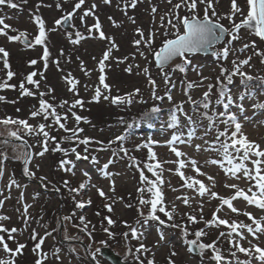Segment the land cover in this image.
<instances>
[{
  "label": "rangeland",
  "instance_id": "rangeland-1",
  "mask_svg": "<svg viewBox=\"0 0 264 264\" xmlns=\"http://www.w3.org/2000/svg\"><path fill=\"white\" fill-rule=\"evenodd\" d=\"M151 0H142L137 5L135 10L128 9V16H133L136 19V24H132L127 17L124 16L123 12L116 7L118 2L121 0H113L111 5H103L101 0H85V5L81 10H77L76 15L71 19L67 26H57L55 21L60 19L67 12L71 11L74 7V3L77 0H43V4L51 5V7L41 6L37 10V5L41 3V0H27V3H23V0H14V2L20 5L17 9H11L9 7L0 6V17L5 18V22L12 26L13 29H18L19 31H25L28 34V39L31 41L34 39L38 32L36 25L33 22V15H41L46 22V28L49 29L48 39L46 41L51 56L49 58L48 67L45 70L44 62L41 60L43 54V46H35L33 48H26L21 42H10L6 37L0 36V47L5 48L9 53L8 62L10 64L11 70L16 73L10 84H14L17 87L15 89L7 88L0 89V95L4 96L5 101H0V119L11 117L13 119H24L30 124L36 125L38 123H43L42 118H32L30 113L39 107V96L27 97L20 95L19 84L20 82L31 72L36 71L37 73H43V78L39 75L34 77V79L40 80L39 92L47 93L49 89L53 92L44 97L49 103L58 106L62 101L67 100L71 104L74 99H82L85 101L84 108L81 109L77 107L74 111L77 115L86 117L90 123H85L81 121L79 127L83 128V133H81V138L91 137L94 141H102L105 147V151H96L100 145L93 143L89 145V152L86 153L91 156H96L99 160V164H93L91 159L88 161H75V156L70 155L68 158L75 162V172L76 175L72 176L70 173H65L58 169L59 161L64 158L62 153L51 152L47 153L43 158H35L32 161L30 167L36 172V176L47 177L48 187L44 188L42 183L36 178H29L23 174V161L17 160L14 157L22 153L24 148L21 147L22 141H17L15 138L8 137V129L3 125H0V151L7 153V159L4 160L5 172L3 177H0V190L3 191V195H0V199H4L6 196H10L9 199L5 201L3 208H0V215H5L10 217V220L0 221L5 227L11 229L16 227L21 229V233L14 234L16 236V241L26 245L23 250L22 255H18L15 258L16 264H35L38 258L32 249L36 243L31 239L32 230L35 229L39 236H44L45 232H51L52 235L45 238V242L42 245V250L47 253L48 259L45 264H111L102 255L101 251L107 248L109 251L113 252L118 259L123 264H139L138 261L134 259V253L136 247H138L139 242L132 239L130 236L126 240L123 236L124 232L129 231L125 226L124 222L127 221L128 224L139 227L136 225V221L140 219L137 208L139 206V194L137 193V188L141 187L140 183V172L135 167H129V159L125 157L124 159H117L116 162L109 167V171L113 173H119V175L114 176L115 180V192L111 191V182L108 178H105L100 171V168L106 163L111 157L113 151H119L120 142H115L111 145L108 144L110 140L114 141L116 136L126 135V140L123 142L124 147L129 150V156L135 157L139 162L141 168H144V164L148 161V150L142 148L136 150V145L144 143L149 137L153 140L159 141V144L153 145V151L157 154L159 161H176L178 158L170 152L169 148L164 145V142L170 138L174 129L165 128L161 131V122L167 121V109L173 107L167 99L163 101L153 100L150 95V87L147 84V78L142 74L143 67L147 66L150 69V73L157 80L159 88L157 90V95H165L166 86L161 78V73L157 69L153 57L146 49H142L146 52L147 60L143 57L137 55V49L133 44L134 39L138 38L135 28L137 26L144 29L147 34L153 30H159V17L167 12L171 7L166 0H161L160 3L154 4L150 2ZM97 3L99 7L96 10V16L99 17L100 23L102 25V30L107 36H111L115 39V42L119 46V50L113 51L114 58L123 59L128 56L129 59L123 63L117 65L115 59H113L110 64L111 66L106 68V76L108 83L112 92L111 95H124L128 92L134 91L135 88L141 90V97L145 103L134 102L130 106H114L108 101L101 100L97 102H92V96L94 95V89L99 84V68L98 61L102 58L103 52L108 47V42L106 40L96 39H85L82 40L80 44L73 45L69 36L71 35L75 38V32L80 31L85 36H87V27H90L95 19L92 16L86 18L85 22L82 24L79 17L83 14V10L91 6L92 3ZM241 6H244V0H239ZM61 3L62 9H57L56 4ZM123 5L121 4V7ZM156 6L158 12L156 13L155 21H153L151 15V7ZM230 7V0H219L216 5L217 11L223 15L228 12ZM246 11V8H245ZM181 12L180 14H184ZM202 14V13H201ZM111 16L120 27H113L112 23L109 21L108 17ZM226 26L228 25L227 20H222ZM55 29V31H51ZM18 32L9 31V35H17ZM241 39L234 41L232 47L239 49L244 43H249L251 41H256L257 47L264 51V42H261L256 36L251 35L247 30H241ZM98 36V34H97ZM162 36H158L155 40L154 47L158 48L161 44ZM224 46L223 42L215 46L216 49H221ZM61 50L63 55L61 56ZM215 54V53H214ZM191 58V65H186L187 72L180 73L169 71L172 76L175 88L172 90L173 102L181 103L184 102V110L188 112L189 115L193 117L194 121H197L196 128L197 134L192 141V145H177L182 151L187 153L188 157L194 158L198 161V164L202 166V171L214 175L217 180V186L212 189L216 191L221 196H230L233 194V190L224 187L225 182L239 183L240 187L247 189L248 183L241 179L239 181L235 179H227L224 172L215 165H207L205 161L210 159H220L221 157L215 151H204L203 147L201 151L197 152L194 149L195 144H204L205 140L211 142L215 139L216 130L213 129L205 135V129L207 127V121L203 119L199 112L202 109L196 110L193 106L187 102V97L184 95V88L186 87L187 81H194L199 84L201 80V75L208 77L203 84L199 87L193 88L190 91V95L193 100H201L203 98V93L207 91V85H216V78L220 76L221 67H228L231 69V61L236 59H245L247 56H252L250 61V67L245 66L244 71L253 77H264V64H262L261 57L253 54L252 49L245 50L244 52H237L236 54H230L228 60L225 61L218 55H200L198 53L189 54ZM135 56V59L132 57ZM37 60L36 65H30L29 61ZM59 60V68L52 62ZM83 62L84 70L81 69L80 64ZM179 62V58H177ZM140 65V74H137V69L134 67L132 74L126 73L124 68L128 65ZM195 69V70H194ZM85 70L90 72V75H85ZM7 69L3 67V59H0V82L6 79ZM198 72L200 74H198ZM71 73L79 81V93L74 95L68 90V85L64 77ZM236 82L240 80L237 76L235 77ZM238 83V82H237ZM87 85V89H85ZM27 87L35 90L34 86L26 85ZM254 90L256 96L251 99H246L244 101L245 113L248 116V120H244L241 116L240 120L243 124L242 131L247 135L248 139L256 142L264 148V111L255 110L252 105L257 102H264V89H261L259 85H254ZM219 92L218 86L213 88V99L212 103L215 105L216 93ZM237 89L233 88L234 95ZM140 97H137L139 100ZM13 101H15L13 103ZM161 106L164 111L160 114L154 116V124L150 126L140 118L133 120V117H137L142 113L148 112L153 106ZM19 109V111H17ZM57 110L64 114L65 109L57 107ZM216 110H222L220 106H216ZM235 111V107H233ZM130 119V120H129ZM183 119V118H182ZM129 120V122H128ZM124 124L122 125V122ZM128 122V123H127ZM48 123H51L49 121ZM69 128L76 127V122L74 118L69 114V119L67 122ZM12 130H15V126H10ZM223 130V125L219 126ZM188 126L182 124L180 131H183L185 136L187 134ZM21 136L23 140L27 141L31 152L40 151L38 145V137L28 136L23 131H21ZM51 135H54L59 140L62 136L66 135L62 130H52ZM8 139L9 143L4 145L2 141ZM64 148H70L75 145H70L64 143L61 145ZM51 147V145H50ZM16 149L14 152L13 149ZM82 154L84 153V145H79L77 148ZM121 155H123L121 153ZM154 163V162H153ZM39 164L40 168L37 170L35 165ZM178 167L175 163H164L163 168V178L165 184L163 185V192L165 195V203L171 206L172 203L177 205V210L179 213L192 212L193 214L199 216L198 211H194L197 207V201L200 199L198 196L196 200L192 201V208L186 207L179 200H176V196L188 195L192 196L193 192L188 189H181L180 191L173 192L171 188L180 189L183 181L180 176L175 173ZM168 169L172 171L169 172ZM84 171H88L91 175V180L86 191H82L79 195H76V201L81 199L87 200L91 197L92 203L85 209H77L75 207V202L72 199V194H70L67 189L63 187V181L69 180L71 187H78L80 183L87 180V177L83 175ZM182 171L185 172L187 176H196V173L188 165ZM146 176L151 179H155L150 172L144 168ZM15 179L20 188L13 186L10 190L7 187L9 180ZM196 178L203 180L206 184L208 183L204 177ZM170 181V185L168 183ZM95 185V187H92ZM59 187L60 192H56L55 188ZM97 188L102 189L109 197L115 200L114 212L108 213L104 208L106 202L105 199L101 198L97 192ZM21 192L24 193V201L18 202ZM39 193L37 199H33V196ZM147 198V194H145ZM119 198H122V202ZM204 204V219L209 220L212 217V213L215 211L218 200L208 201L205 197ZM23 203L31 204L32 207L29 209V214L32 217L29 226L26 231H23L24 224L21 219V213L23 212ZM235 206L244 210L246 207V202L242 200H237L234 202ZM126 204H131L132 207H125ZM19 209V211H17ZM247 211L252 212L255 216L259 217L264 215V212L256 209L254 206H248ZM145 213H147L148 208H144ZM75 212L71 222L63 221L64 216L72 215ZM99 212L100 215L97 216L96 213ZM85 216L91 223L88 225V230L92 232V237L89 238L87 233L80 230V227H74L73 225H79V216ZM161 218L164 219L163 214H160ZM222 218H226L229 221H243L245 223H250L247 217L244 215H236L230 213L226 208L224 211L219 213ZM105 216H111L113 220L116 221L115 225L109 226L107 221L104 219ZM179 216L176 218V223H181L179 221ZM94 226V229H93ZM193 229L203 228L204 225L197 224L192 226ZM195 227V228H194ZM104 228H109V231L114 233L113 236H109L104 232ZM55 229V231H53ZM66 229V230H65ZM166 241L161 247H156L158 242V235L155 230V226H150L146 232V239L143 242L152 249V252L145 254L141 257L144 260V264H147L148 259L153 258V253L155 254V264H167V256L170 254L172 248L179 254L173 257L175 264H201V258L198 254H189L186 250V246H182L181 232L178 229L165 228ZM209 236L205 242H210L216 239L219 231H226V229L221 226L219 230L212 228L209 229ZM5 239L7 240V234ZM65 236L68 238L66 239ZM189 239L194 237L189 236ZM249 239H252L249 236ZM104 243H101V242ZM9 247L13 250L16 248V242L8 241ZM253 243H260L261 247H264V236L260 238V241L253 240ZM245 247H248L247 242L244 243ZM218 247L222 249L223 254L229 260H233L228 254L229 245L225 239H222L218 244ZM59 249V256L61 259L56 260L53 255L56 250ZM97 249L99 251L97 252ZM131 249V253L129 252ZM95 253V259H93V254ZM241 260L246 259L243 254H238ZM9 255L5 253L2 248H0V259H9ZM204 264H210L208 260L204 261ZM234 264V260H233Z\"/></svg>",
  "mask_w": 264,
  "mask_h": 264
},
{
  "label": "snow or ice",
  "instance_id": "snow-or-ice-1",
  "mask_svg": "<svg viewBox=\"0 0 264 264\" xmlns=\"http://www.w3.org/2000/svg\"><path fill=\"white\" fill-rule=\"evenodd\" d=\"M140 2H142V0H121V2L116 4V7L135 25L136 19L133 16H128V9L135 10ZM23 3H27V0H23ZM101 3L103 5H111L113 0H101ZM167 3L171 5V8L159 17V30H153L146 34L143 28L137 26L135 32L138 38L134 39L133 44L137 49L136 54L143 57L145 60H147V55L142 49H146L147 52L152 55L155 65L161 73L164 84L168 86L165 95H157V90L159 88L157 80L151 75L149 67H143L142 74L147 78L151 98L158 101L167 99L170 104H173V107L167 110L168 120L161 122V131H164L165 128L175 130L172 132L170 138L164 142V145L167 146L170 152L178 159L176 161H159L152 147L153 145L159 144V141L153 140L151 137L144 143L136 145V150L142 148L148 150V161L150 162H146L144 168L155 177V179H151L149 176L145 175L144 168H141L140 162L135 157L129 156V150L123 145V142L127 138L126 135L116 136L114 141L110 140L108 142L109 145L120 142L119 151H113L112 157L100 168L103 176L110 180L111 191L113 193L115 192V180L113 177L119 175V173L109 171V167L114 164L117 159L128 157L130 161L129 167H135L140 172V183L142 186L137 188L140 206L137 208V211L140 219L136 221V225H139V227L130 225L125 221L124 224L129 231L124 232L123 236L126 240L130 236L132 239L139 242L133 254L134 259L138 261L139 264H144V260L141 259L142 256L152 252V249L149 248L143 240L147 238L146 232L148 228L153 225L159 237L156 247H161L166 241L165 228L178 229L181 232L182 246H186V250L189 254H198L201 258V264H204L205 260H208L210 264H233V260L234 264H264V247H261L260 243H253V240L260 241V238L264 236V215L257 217L252 212L246 210L248 206H254L256 209L264 212V148H261L259 144L248 139L247 135L242 131L243 124L240 120L241 116L244 117V120L249 119L248 116L244 115L246 110L244 101L256 96L254 85H259L261 89H264V77H253L244 71L245 66H251L250 61L252 60V56H247L245 59H239L237 57L231 61V69L228 67H221L220 76L216 78V85L211 83L208 84L207 91L203 93V98L201 100H193L190 91L193 88L201 86L205 80H208V77L201 75L199 84L194 81H187L186 87L184 88V95L187 97V102L196 110L202 109L199 115L207 121L205 135L213 129L216 130L215 139L211 142L205 140L204 144L206 147L201 144H195V151H201L202 147L206 152L215 151L221 158L207 160L205 164L218 166L224 172L227 179H235L237 181L243 179L248 183V187L245 189L240 187L239 183L229 184L225 182L224 187L233 190L232 195L225 197L212 190L217 186L216 177L202 171V166L198 164V161L188 157L187 153L177 146L178 144L192 145V141L197 134V121H194L193 117L184 110V102L178 104L173 102L172 90L175 88V84L173 83L169 71H166V69H170L171 72L179 71L180 73H186L188 70L186 65H191L189 54L197 53L208 48L214 49V53L225 61L228 60L230 54L252 49L253 54L261 57L260 62L264 64V51L257 47L256 41L253 40L249 43H244L239 49L232 47L234 41L241 39V30H247L251 35L256 36L261 42H264V0H244V6H241L239 0H230L229 10L223 15H221L216 8L219 0H178L175 4H173V0H167ZM121 4L123 5L122 7ZM5 5L11 9L20 7L14 0H0V6ZM84 5L85 0H77L72 10L67 12L60 19H57L55 24L57 26L67 24L75 17L77 10H81ZM41 6L51 7V5L43 4V0L37 5V10ZM55 6L57 9H62L61 3H57ZM98 7L99 5L97 3H92L89 8L83 10V14L79 17L82 24L89 16L95 19V22L90 27H87V36L80 31L75 32V38L71 35L69 36V40L73 45H78L82 40L89 38H98L108 42L107 49L103 52L102 58L98 61L99 84L94 89L92 102L98 103L102 98L114 106H130L134 102L145 103L141 97V90L139 88H135L134 91L124 95H111L112 88L106 83V68L111 66L110 62L113 59H115V63L119 65L125 63L129 57L125 56L123 59L113 57V51H118L119 46L113 37L107 36L102 30L99 17L95 14ZM182 11L185 12L184 15L180 14ZM157 12L158 8L152 6L151 15L153 21H155ZM32 19L38 29L33 40L30 41L28 39V34L25 31L13 29L11 25L5 22L4 17H0V36L6 37L10 42H21L26 48L43 46L41 60L44 62V68L46 70L51 56L46 43L49 29L46 28V22L41 15L34 14ZM108 19L113 27L121 26L111 16H109ZM222 20H227L228 25L226 26L222 23ZM9 31L18 32V34L9 35ZM51 31H55V29H51ZM158 36H162L163 39L160 46L156 48L154 44ZM221 42H223L224 46L221 49H216L215 46ZM0 54H2L3 58V67L7 69L6 79L0 82V89H15L17 87L16 85L8 83V81H11L16 75V73L11 70L7 59L10 53L5 48L0 47ZM62 55L63 51L61 50V56ZM132 58L135 59V56ZM177 58H179V62H177ZM52 62L59 68V60ZM29 64L36 65L37 60L33 59L29 61ZM80 67L84 70L83 62H81ZM134 67L138 70L137 74H140L141 70L138 64H128L124 68V71L132 74ZM198 74L200 73L198 72ZM37 75L43 78V73L33 71L20 82L19 89L22 97H40L39 107L32 111L30 115L32 118L40 117L44 122L33 125L24 119L7 117L0 119V125L8 129V137L15 138L17 141H22L21 147L24 148V151L17 154L14 158L23 161V174L29 178L38 179L42 183V186L47 188V177H37L36 172L30 167L35 158H43L49 151L53 153H62L64 158L59 161L58 169L75 176V162L68 158L70 155L75 156V161H88L91 159L93 164H99V160L96 156H91L90 158L86 153L89 152V145L93 143L100 145L96 151H105V147L102 141H94L91 137L81 138L80 134L83 133L84 130L79 127L80 122L84 121L85 123H90V121H88L86 117L77 115L74 109L77 107L83 109L85 101L77 98L69 104L67 100H64L58 106L49 103L44 97L51 94L53 90L49 89L47 93L39 92L40 80L34 79ZM85 75H90V72L85 70ZM237 76L240 78L238 84L235 80ZM64 79L68 85V90L74 95H78L79 81L73 77L71 73H68ZM26 85L34 86L35 90ZM217 86L219 87V92L216 93L215 105H213V88ZM234 87L237 89L235 95L233 93ZM85 89H87V85H85ZM137 97H140V99L137 100ZM5 99L4 96L0 95V101H5ZM14 102L15 101H13V103ZM216 106H220L222 110L217 111ZM57 107L61 109L66 108V112L61 114L57 110ZM233 107H235V111ZM252 107L255 110L264 111V102L254 103ZM17 111H19V109H17ZM162 111L164 110L161 106H153L146 116L151 118L153 114H160ZM69 114L76 122L77 126L74 128H69L67 126ZM49 121H51V123H48ZM182 124L188 126L186 136L183 131H180ZM220 125H223V130L220 129ZM10 126H15V130H12ZM52 130H62L66 135L58 140L56 136L51 135ZM21 131L28 136H36L39 138L38 145L40 151L31 152L29 150L31 146L27 144V141L23 140L20 134ZM2 143L7 145L9 140L4 139ZM64 143L75 146L64 148L61 146ZM79 145H84L85 154L77 150ZM13 151L15 152L16 149L14 148ZM121 153L123 155H121ZM7 158V153L0 151V177L4 175L5 168L3 162ZM164 163L177 164L178 167L175 173L178 174L183 181L180 189L172 187L171 191L177 192L181 189H188L193 192L192 196L186 194L176 196V200L181 201L184 206L192 208V201L196 200L197 196L200 198L197 201L196 209H194V211L199 212V216L192 212L179 213L175 203H172L171 206L165 203V195L163 192V185L165 184L163 178ZM188 165L191 166L196 176L204 177L208 183L206 184L203 180L196 178V176L185 175V172L182 170ZM35 168L38 170L40 165L36 164ZM168 171L171 172L172 170L168 169ZM83 175L87 177V180L80 183L78 187H71L69 180L63 181V187L72 194L75 207L81 210L90 206L92 203L91 197H88L87 200L81 199L76 201L75 199L76 195H79L82 191H86L89 186L91 180L90 173L84 171ZM168 183L170 185V181H168ZM13 186L17 188L21 187L15 179L10 178L7 187L10 190ZM92 187H95V185H92ZM96 190L99 196L105 199V201H112L106 202L104 208L108 213H113L116 201L113 200L112 197H109L102 189L97 188ZM55 191L60 192V188H55ZM145 194H147V198ZM0 195H3L2 190H0ZM38 197L39 193H36L33 199L35 200ZM205 197L208 198L209 202L213 199L219 201V204L209 220H205L203 215ZM9 198L10 196H6L4 199H0V208H3L5 201ZM119 199L122 202V198ZM237 200L246 202L244 210L235 206L234 202ZM23 201L24 193L21 192L18 202ZM31 207V204L23 203V212L21 213V219L24 224L23 231L27 230L32 219L29 214V209ZM125 207L130 208L132 205L126 204ZM145 207L148 208L147 213L144 211ZM225 208L230 213L244 215L250 223L236 220L229 221L226 218H222L219 213L224 211ZM17 211H19V209ZM160 214H163L165 218L162 219ZM96 215L99 216L100 213L97 212ZM74 216L75 212H73L72 215L64 216L62 220L71 222ZM177 216H180L181 223H176ZM104 219L109 226H113L116 223L111 216H105ZM6 220H10V217L0 215V221ZM90 223L91 222L88 221L85 216L81 215L79 216V225L73 226L80 227V225H83L80 230L87 233L89 238H91L92 232L88 230V225ZM201 223L204 225L203 228L193 230L192 226ZM221 226H223L226 231H219L216 239L205 242L209 236L208 230L212 228L219 230ZM103 230L110 237L114 235V233L109 231V228H104ZM53 231H55V229ZM21 232V229L16 227L9 229L0 223V248L10 257L9 259H0V264H16L15 258L23 254L26 245L16 241V236L14 235ZM3 234H7V240ZM50 235H52L51 232H45L44 236H39V233L35 229L32 230L31 239L36 241L32 251L38 257L35 264H45L48 259L47 253L42 250V245L45 242V238ZM189 236L194 238L189 239ZM249 236H251L252 239H249ZM65 238L67 239L68 237L65 236ZM222 239H225L228 243V254L233 260L227 259L222 249L218 247ZM8 241L16 242V248L14 250L9 247ZM245 242H247L248 247L244 246ZM101 243L104 242L102 241ZM98 251L99 249H97V252ZM59 252L60 250L57 249L56 252L53 253L57 261L61 259ZM129 252L131 253V249H129ZM238 254H243L246 259L241 260ZM178 255L175 249L172 248L170 254L166 258L167 264H175L173 257ZM92 258L95 259V253ZM147 264H155L154 253L153 258L147 260Z\"/></svg>",
  "mask_w": 264,
  "mask_h": 264
},
{
  "label": "water",
  "instance_id": "water-1",
  "mask_svg": "<svg viewBox=\"0 0 264 264\" xmlns=\"http://www.w3.org/2000/svg\"><path fill=\"white\" fill-rule=\"evenodd\" d=\"M62 26H67V24H62ZM212 51L213 50L211 48H208V49H203L197 53L206 54V53H211ZM101 254L111 264H123L120 261V259H118L117 256L113 252L109 251L107 248L102 249Z\"/></svg>",
  "mask_w": 264,
  "mask_h": 264
},
{
  "label": "trees",
  "instance_id": "trees-1",
  "mask_svg": "<svg viewBox=\"0 0 264 264\" xmlns=\"http://www.w3.org/2000/svg\"><path fill=\"white\" fill-rule=\"evenodd\" d=\"M157 3H160L161 2V0H151L150 2H153L154 4H156V2ZM167 1V0H166ZM176 2H178V0H173V4H175ZM170 7H171V5H170ZM183 12V11H182ZM185 14V13H184ZM184 14H182V15H184ZM162 39H163V37H162ZM162 42V41H161ZM216 56V55H215ZM238 83H239V81H237ZM237 83V84H238ZM218 89H219V87H218ZM170 108H172V107H170ZM170 108H168V109H170ZM167 109V110H168ZM149 112V111H148ZM148 112H146V113H142L141 115H139V116H135V117H133V120H136L137 118H140V121H143V122H146L147 124H153V120H154V116H156V114H153L152 115V117L151 118H149V117H147L146 116V114L148 113ZM167 115V114H166ZM167 117H168V115H167ZM130 120V119H129ZM129 120H128V122H129ZM127 122V123H128ZM124 124V121L122 122V125ZM179 221L181 222V218H180V216H179ZM195 228V227H194ZM195 229H197V227L195 228ZM195 229H193V230H195ZM207 240V239H206Z\"/></svg>",
  "mask_w": 264,
  "mask_h": 264
}]
</instances>
